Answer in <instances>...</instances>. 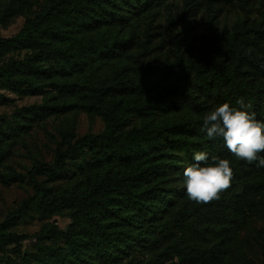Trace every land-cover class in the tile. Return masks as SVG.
Wrapping results in <instances>:
<instances>
[{"label":"trees","instance_id":"trees-1","mask_svg":"<svg viewBox=\"0 0 264 264\" xmlns=\"http://www.w3.org/2000/svg\"><path fill=\"white\" fill-rule=\"evenodd\" d=\"M158 3L42 0L15 36L0 38V61L11 52L28 51L25 59L0 65V85L23 95H45L43 104L18 111V127L31 128L73 110L99 115L105 123L101 133L83 137L61 131L52 162L35 161L27 172L33 195L0 223V248L32 241V250L20 255L21 264H176L175 259L224 264L229 258L232 235L226 246H201L195 236L198 222L210 214L229 216L227 197L198 205L185 188L172 186L170 177L180 160L188 166L193 154L203 151L209 160H230L232 182L263 188L264 167L237 160L221 138L211 140L199 129L214 106L227 102L240 108L241 98L264 121V16L258 23H238L214 49L211 65L178 52L163 67L155 57L158 47L149 48L148 31L144 50L150 59L139 66L130 59L139 45L130 19ZM178 104L188 107L179 122L158 119L162 112L179 110ZM130 118L138 124L130 127ZM4 157L0 152L1 163ZM70 164L75 167L71 181L53 189L50 184ZM14 179L7 174L1 181L9 185ZM64 211L70 221L65 229L53 222L33 235L14 230L32 212L52 217ZM165 236H170L166 246H151ZM146 248L150 258L138 259Z\"/></svg>","mask_w":264,"mask_h":264},{"label":"rangeland","instance_id":"rangeland-1","mask_svg":"<svg viewBox=\"0 0 264 264\" xmlns=\"http://www.w3.org/2000/svg\"><path fill=\"white\" fill-rule=\"evenodd\" d=\"M41 2L42 0H0V38L15 36L26 21L39 10ZM263 16L264 0H159L157 5L142 16L130 19L139 43L138 47L133 48L131 62L140 66L149 61V54L144 47H147L146 32L150 31L153 43L151 42L149 48L158 47L155 57L163 67L166 66L167 60L173 59L174 54L178 52L190 61L211 65L214 61V49L238 23H258ZM27 54V50L11 52L0 61V65L12 60L21 61ZM0 96H3L0 97V152L5 154L4 161L0 162L1 223L24 199L33 195L34 189L27 178V172L35 161L46 164L52 162L57 144L62 141L61 131L70 129L76 138L83 137L88 133H101L105 123L99 115L73 110L49 116L43 123L31 128H21L17 123L18 111L43 104L44 93L39 91L23 95L0 85ZM170 100L176 101L173 98ZM178 107L179 110L169 114H158V119L179 122L188 113V107L180 104ZM134 124H138V120L130 118V127ZM178 164L170 182L174 187L184 188L183 171L187 164L183 160ZM74 168V165L70 164L50 186L53 189L66 186L74 175ZM7 174H14L15 177L9 185L1 181ZM222 195L227 197L231 205L230 214L223 218L218 213H213L200 220L195 230L198 244L226 246L232 235L233 238L227 247L229 258L225 257L224 264H264V186L262 189H247L238 179L232 182L231 188ZM53 222L65 229L70 223L68 212L64 211L52 217L32 212L14 230L19 234L33 235L44 224ZM230 226L234 228V232L229 231ZM169 240L170 236L158 237L156 244L151 246L154 249L161 248L166 246ZM31 242L25 241L19 247L11 245L5 249L0 248V264H21L20 255L25 250H32ZM149 248L138 254L137 258L149 259ZM174 262L178 264L176 259Z\"/></svg>","mask_w":264,"mask_h":264},{"label":"clouds","instance_id":"clouds-1","mask_svg":"<svg viewBox=\"0 0 264 264\" xmlns=\"http://www.w3.org/2000/svg\"><path fill=\"white\" fill-rule=\"evenodd\" d=\"M240 108L225 102L214 106L203 116L201 133L215 140L221 138L227 150L237 159L264 167V121L256 118L251 105L243 98L237 101ZM194 163L183 171V186L189 201L204 205L221 199L232 186L233 168L229 159L209 156L199 151L193 154Z\"/></svg>","mask_w":264,"mask_h":264}]
</instances>
